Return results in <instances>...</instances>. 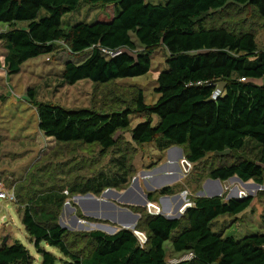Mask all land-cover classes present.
I'll list each match as a JSON object with an SVG mask.
<instances>
[{
    "label": "trees",
    "instance_id": "obj_1",
    "mask_svg": "<svg viewBox=\"0 0 264 264\" xmlns=\"http://www.w3.org/2000/svg\"><path fill=\"white\" fill-rule=\"evenodd\" d=\"M81 3L99 4L102 10L91 21L65 22L66 14ZM232 4L251 6L264 17V0H0V22L8 24L0 31L5 47L0 68L5 67L8 75L19 73L29 59L54 52L61 40L73 54L90 50L83 59L65 63V83L89 79L106 84L147 74L152 68L149 50L161 47L167 65L157 77L155 102L147 103L139 88L123 107L71 109L37 101L36 89L28 88L27 97L38 109L40 129L59 142L97 143L104 153L118 149L122 131L129 128L135 142L157 141L159 150L183 147L195 165L207 153L226 157L254 145L255 158L221 162L210 168L209 178L227 181L237 175L245 182L264 184V51L252 30L208 24L211 15ZM98 45L122 52L108 57ZM221 80L225 87L214 97ZM133 115L144 120L132 126ZM113 163L115 173L102 171L66 187L42 191L27 203L22 222L41 255V264H169L167 242L172 255L194 253L191 260L177 264H264V232L237 238L214 228L220 216H237L249 208L252 196H193L194 205L182 219L151 215L145 209L141 221L149 240L144 247L133 231L122 228L115 234L94 230L89 252L74 251L56 212L68 197L64 190L98 195L107 188H122L131 174L129 158L121 154ZM173 192L167 185L157 193ZM148 198L153 200L154 194L148 193ZM44 245L56 247L62 256ZM35 262L20 240L0 243V264Z\"/></svg>",
    "mask_w": 264,
    "mask_h": 264
},
{
    "label": "rangeland",
    "instance_id": "obj_2",
    "mask_svg": "<svg viewBox=\"0 0 264 264\" xmlns=\"http://www.w3.org/2000/svg\"><path fill=\"white\" fill-rule=\"evenodd\" d=\"M159 1L165 2L166 0H154V2ZM101 10L99 4L81 3L77 10L66 14L64 20L70 24L91 21ZM221 23L229 24L237 29L252 30L256 34L259 49L264 51V17L257 14L253 7L232 4L222 11L215 12L208 21V24L219 25ZM7 28L8 24L0 22V31ZM89 51L73 54L60 40L56 42L54 52L29 59L22 65L19 73L8 75L5 67L0 69V139L2 144L0 180L5 181L10 188H14L18 202L12 199H0V243L6 236H8V241L20 240L35 256L36 264H41V255L31 243L19 218L17 204L23 210L31 198L40 192L66 187L77 180L88 178L102 171L115 173L117 167L113 163V158L126 154L131 166L128 183L122 188H115L116 192L106 196L100 193L96 197L129 208L133 212V217L136 218V225L141 223L140 228L145 230L141 217L146 215L144 212L148 193L154 194L153 200L161 202L162 205L170 201L171 204L174 201L180 204L181 201H178V197L175 198V196L187 189L190 192L188 198L192 201L193 196H198L199 191L204 190L202 183L208 180L211 167L224 161L231 162L237 157L253 159L257 153L254 145L234 151L226 157L210 152L195 165V169L182 177L178 161L185 153L183 147H178L174 157L170 159L167 157V151L170 148L159 150L157 141L135 142L131 139L129 128L122 131L118 149L117 147L111 148L104 153L97 143L59 142L48 137L39 128L38 109L27 97L28 88L36 89L37 101L55 103L71 109L88 107L108 110L115 107L113 105L123 107L132 101L135 91L139 88L143 89L147 103H153L159 97V94L155 92L157 77L167 65L163 48L149 50L152 57V68L145 75L121 78L106 84H97L89 79L79 80L75 84L65 83L62 76L65 63L68 60H81L88 55ZM2 53H5L4 41H0V54ZM225 84L226 82L221 80L217 87L222 91ZM142 120H144L142 116L133 115L132 126ZM159 184L161 187L158 190L152 188ZM164 185L174 188V192L170 194V200L161 199L163 195L157 193ZM213 186L216 191L222 188V195H226V198L229 194L237 195L240 188L246 189L247 193H251L253 197L251 207L245 214L220 216L215 221L216 231L237 238L249 232H264V184L257 186L253 180L243 183L234 178L221 181L220 184L214 183ZM64 193L68 197L63 205L56 209V212L58 222L62 221L68 226L66 229L68 241L74 251L84 254L89 252L91 249L90 233L94 230L105 232V229H99L97 224L119 229L123 227V223L118 219L114 220L108 215H102L101 212L99 215L94 214L93 212H97L96 208L88 206V203L83 200H76L79 193H70L67 189ZM135 199L139 201H134ZM162 210L167 215L174 211L173 209L167 212L164 207L161 208ZM181 216L180 219H182ZM170 245L169 242L165 244L166 254H169L167 259L172 257ZM44 247L57 256H62L56 247L48 245Z\"/></svg>",
    "mask_w": 264,
    "mask_h": 264
},
{
    "label": "water",
    "instance_id": "obj_3",
    "mask_svg": "<svg viewBox=\"0 0 264 264\" xmlns=\"http://www.w3.org/2000/svg\"><path fill=\"white\" fill-rule=\"evenodd\" d=\"M174 147H179V146L175 145V146L170 147V149H172ZM169 164H170V162H169ZM176 165H177V163H176ZM234 178L243 181L237 175L232 176L229 179H234ZM214 183L220 184L221 180L220 179L208 178L207 182L204 184V190L199 191L198 196H208V197L222 196V188L219 191H216L214 189V190H211L208 193H206L205 188L207 186H209V185L210 186L213 185ZM253 183L255 185H257V186L263 185V184H259V183L255 182V181H253ZM164 186H167V185H164ZM164 186H162V187H164ZM159 187H161L160 184L157 187L153 186L152 188L154 190H158ZM112 192H116V189L115 188H107V189H105L102 192V196H106V195H108L109 193H112ZM178 195H180V194H178ZM178 195H176L175 198H177ZM116 196L119 197V194L116 193ZM247 196L250 197V196H252V194H249ZM247 196H239L238 194L237 195L229 194L227 196V199H242V198L247 197ZM170 197H171L170 195L166 194V195L161 196V199H169ZM79 199L81 201L83 200L85 203H88V206L96 208L97 212H93L94 214L99 215L100 212H101L102 215H108V216L112 217L114 220L118 219L120 222H122L125 225L124 227H122L123 229H128V230L132 231L136 227V218L133 217V215H132L133 212L129 208H126L124 206H119V205H117L116 203H114V202H112L110 200L100 199V198L96 197V195L91 193V192H88V193H85V194H78L76 196V200H79ZM148 200H149V198H148V195H147L146 202ZM134 201L138 202L139 200L135 199ZM182 205H183L182 202L180 204H178L177 207L175 208L173 214H170V215L168 214L167 215L165 213H161V215H164L167 219H170V220L178 219L181 215H183V213L180 211V207ZM164 207L166 208V206H164ZM136 216H137V214H136ZM59 225L62 226L64 229L68 228V226L65 223H63L62 221L59 222ZM96 226L99 229H105V232L107 234H115L117 231L120 230L118 227H110V226H106L105 224H97ZM7 241H8V236L4 237V239L2 240V244H6Z\"/></svg>",
    "mask_w": 264,
    "mask_h": 264
},
{
    "label": "built area",
    "instance_id": "obj_4",
    "mask_svg": "<svg viewBox=\"0 0 264 264\" xmlns=\"http://www.w3.org/2000/svg\"><path fill=\"white\" fill-rule=\"evenodd\" d=\"M99 46L100 51L102 52V54L108 56V57H114L118 54H120L122 51L121 49H110L104 46ZM200 84V82H199ZM222 93V91L217 87L216 90L214 91V97L220 95ZM179 166H180V170L182 172V174L187 175L189 174L193 168L195 163L192 162L188 157H186L185 155H183L180 160L178 161ZM227 190V189H226ZM238 195L239 196H247L249 195L246 191V189H238ZM181 194H183L186 198V201L183 203V205L180 207V211L182 213L185 212V210L188 207H192L194 205L193 200H189L188 195L190 194V192L185 189L181 192ZM0 199H15V192H14V188L11 187H7V185L5 184L4 181H0ZM164 207V205H162V203L155 201V200H148L146 202L145 205V209L147 210V212L151 215H159L161 213H163V211H161V208ZM169 208H164L167 212L170 211L173 207L168 206ZM169 214V213H168ZM134 235L137 237L140 246L144 247L148 240V233L140 228H134L133 230ZM172 257H170L169 259H167L169 264H177L180 263L182 261H186V260H191L194 257V253L192 251H188V252H180V253H176L174 255H171Z\"/></svg>",
    "mask_w": 264,
    "mask_h": 264
},
{
    "label": "crops",
    "instance_id": "obj_5",
    "mask_svg": "<svg viewBox=\"0 0 264 264\" xmlns=\"http://www.w3.org/2000/svg\"><path fill=\"white\" fill-rule=\"evenodd\" d=\"M1 69V68H0ZM40 128V127H39ZM2 145V144H1ZM178 147H174V148H172V149H170L169 151H167L168 152V156L167 157H169L170 159H172V157H174V155H175V150L177 149ZM172 154H173V156H172ZM174 174V173H173ZM180 176H184V174H180ZM178 181H179V179H177ZM182 180V178H180V182H182L181 181ZM1 181V180H0ZM241 181V180H240ZM5 182V181H4ZM198 182V181H197ZM196 182V183H197ZM207 181H205V183H206ZM241 182H243V183H245L244 181H241ZM249 182V181H248ZM205 183H202V186H204V184ZM6 184V183H5ZM7 185V184H6ZM7 187H9L8 185H7ZM10 188V187H9ZM215 188H214V186L213 185H209V186H207L206 188H205V191H206V193H208L209 191H211V190H214ZM14 192H15V190H14ZM251 194V193H250ZM181 196V197H180ZM171 198V197H170ZM17 199H18V197H17ZM178 201H181L182 202V204L184 203L183 201H186V198H185V196L183 195V194H181L180 193V195H178ZM13 200V199H12ZM14 200H16V194H15V199ZM170 200V199H169ZM175 200V199H174ZM16 202H17V200H16ZM172 202H173V200H172ZM175 202V203H174ZM173 202V204H171V201L168 203H166V204H164V206H166V208H168L167 206H171V207H173L170 211H172L174 208H175V206L177 205V203H176V201H174ZM18 203V202H17ZM17 213H18V215H19V218H21V222H22V216H23V210H21L20 209V207H19V204H17ZM177 207V206H176ZM251 207V206H250ZM165 208V207H164ZM248 209V208H247ZM247 209L244 211V212H242V213H240V214H245V212L247 211ZM170 211H168V212H170ZM173 212V211H172ZM173 214V213H172ZM239 214V215H240ZM239 215H237V216H239ZM2 218H4V216L2 217ZM12 219H13V217H12ZM22 224H23V222H22ZM23 226H24V224H23ZM25 227V226H24ZM26 230V229H25ZM11 233V232H10ZM16 240V239H15ZM14 240H11V241H8V243H12ZM2 243V242H1Z\"/></svg>",
    "mask_w": 264,
    "mask_h": 264
},
{
    "label": "bare ground",
    "instance_id": "obj_6",
    "mask_svg": "<svg viewBox=\"0 0 264 264\" xmlns=\"http://www.w3.org/2000/svg\"><path fill=\"white\" fill-rule=\"evenodd\" d=\"M170 162H173V161H170ZM172 198H174V197H172ZM177 205H178V203H177ZM177 205H176V206H177ZM176 206H175V208H176ZM175 208H174V210H175ZM162 211H163V210H162ZM173 212H174V211H173ZM169 215H170V214H169ZM124 226H125V225L123 224V227H124Z\"/></svg>",
    "mask_w": 264,
    "mask_h": 264
}]
</instances>
